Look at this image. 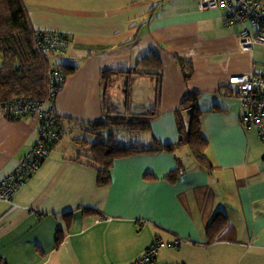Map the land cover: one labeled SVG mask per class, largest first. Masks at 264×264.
Masks as SVG:
<instances>
[{"label": "crops", "instance_id": "1", "mask_svg": "<svg viewBox=\"0 0 264 264\" xmlns=\"http://www.w3.org/2000/svg\"><path fill=\"white\" fill-rule=\"evenodd\" d=\"M22 2L34 31L67 37L59 63L79 66L43 109L78 122L100 121L101 72L127 70L153 53L162 72L160 114L142 141L152 135L176 144L174 114L186 96L197 94L214 170H200L180 147L175 156L117 160L110 184L98 187L96 172L71 161V148L60 141L11 201H0V264H132L155 243L161 248L152 264H264V142L245 126L248 109L229 83L263 73L264 46L242 51L237 37L243 26L227 25L223 8L200 10L198 0ZM177 57L192 61L188 82ZM122 84L117 77L109 90L120 110ZM153 86L149 78L135 81L130 111L155 105ZM37 139L34 117L0 118V183ZM177 168L183 174L170 185L164 178ZM216 212L230 227L208 244L205 229Z\"/></svg>", "mask_w": 264, "mask_h": 264}, {"label": "trees", "instance_id": "2", "mask_svg": "<svg viewBox=\"0 0 264 264\" xmlns=\"http://www.w3.org/2000/svg\"><path fill=\"white\" fill-rule=\"evenodd\" d=\"M35 32L31 27L22 0H0V105L2 106L27 99L36 102L45 101L48 95L46 75L52 64L61 68L65 81L79 68L77 63L64 64L51 61L52 57L55 58L58 55L39 52L35 45ZM175 61L184 81H190L193 76L191 59L177 57ZM117 77L123 80L124 109L122 110L113 106L109 95V90ZM141 77L154 81L155 105L146 111H130L133 86L135 81ZM161 83V65L153 53L137 59L127 70L102 71L100 74L102 119L95 122H78L56 114L53 128L60 139L54 143L43 140L44 147L51 153L64 136H69L71 161L94 170L98 187H106L110 184V172L117 160L157 153L175 156L176 150L180 147L187 148L200 170L213 171L214 168L206 157L209 142L201 131L200 120L203 112L197 106L199 98L197 94L186 96L174 114L178 132L176 144H164L152 135L148 142L142 141V135L150 133L152 122L160 114ZM62 86L50 99L51 102L54 101ZM5 113L4 116L7 119L15 120ZM112 129H123L130 136L138 135V139L131 141L132 143H121ZM78 132L80 135H74ZM36 158L35 154L31 156V159L40 166L44 160ZM22 172L21 170L20 173ZM34 173H30L28 177ZM182 174L177 168L168 173L164 180L174 185ZM145 180L152 181L154 178L147 175ZM229 227L227 218L222 213L216 212L205 229L206 243L210 244L223 239V234Z\"/></svg>", "mask_w": 264, "mask_h": 264}, {"label": "built area", "instance_id": "3", "mask_svg": "<svg viewBox=\"0 0 264 264\" xmlns=\"http://www.w3.org/2000/svg\"><path fill=\"white\" fill-rule=\"evenodd\" d=\"M200 10H216L223 8L229 18L227 25L240 23L243 27L238 33V45L242 51L250 52L255 45L264 46V3L260 0H198ZM252 28V29H251ZM35 45L43 54L61 56L69 45L67 37L51 32H35ZM65 82L63 72L58 65L49 66L46 75L47 98L43 102L22 100L10 105H0V117L9 114L11 117L31 115L39 121L38 139L29 154L21 159L13 173L7 175L0 183V201H11L12 195L24 183L23 180L30 173L38 170L39 165L31 156L37 155V160H45L50 152L43 145V140L49 143L57 142L60 137L53 128L55 110L43 109L46 102H51L58 88ZM236 88V99L248 109L245 126L254 128L259 139L264 142V72L261 75H240L229 80ZM23 171L20 173V171ZM161 248L159 243L153 244L145 254L132 264H150L157 251Z\"/></svg>", "mask_w": 264, "mask_h": 264}, {"label": "rangeland", "instance_id": "4", "mask_svg": "<svg viewBox=\"0 0 264 264\" xmlns=\"http://www.w3.org/2000/svg\"><path fill=\"white\" fill-rule=\"evenodd\" d=\"M58 58H59L58 56H56L55 58L52 57L51 58V61L59 62V59ZM23 116H27V115H23ZM23 116H19V118L20 117H23ZM28 116H31V115H28ZM32 117H34L38 121V119L35 116H32ZM0 118H7V117L1 116ZM13 118L16 119L17 117H13ZM38 129H39V121H38ZM112 132L116 136L117 140L120 141L121 143H126V142L127 143H132L131 141H134V140L138 139V135H131L130 136L123 129H112ZM78 134H79V132L78 133H74V135H78ZM61 144L64 147V149L69 148L70 147V144H71V140H70L69 136H64L62 138V140H61ZM185 150H187V148H185ZM150 264H152V263H150Z\"/></svg>", "mask_w": 264, "mask_h": 264}, {"label": "water", "instance_id": "5", "mask_svg": "<svg viewBox=\"0 0 264 264\" xmlns=\"http://www.w3.org/2000/svg\"><path fill=\"white\" fill-rule=\"evenodd\" d=\"M187 113H189V112H187Z\"/></svg>", "mask_w": 264, "mask_h": 264}]
</instances>
